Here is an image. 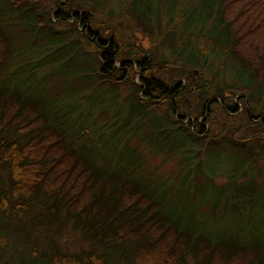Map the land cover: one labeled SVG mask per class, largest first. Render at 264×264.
Masks as SVG:
<instances>
[{
    "label": "trees",
    "instance_id": "trees-1",
    "mask_svg": "<svg viewBox=\"0 0 264 264\" xmlns=\"http://www.w3.org/2000/svg\"><path fill=\"white\" fill-rule=\"evenodd\" d=\"M154 22L187 36L180 51ZM65 34L91 53L92 80L130 84L140 113L164 110L155 136L122 133L116 115L96 128L36 81ZM263 100L264 0H0V264H264V176L247 172L264 159ZM238 101L247 122L234 125ZM212 105L224 119L205 129ZM168 128L188 140L172 167L155 161L173 151ZM216 147L237 166L217 174ZM67 231L85 246L62 247Z\"/></svg>",
    "mask_w": 264,
    "mask_h": 264
},
{
    "label": "rangeland",
    "instance_id": "rangeland-1",
    "mask_svg": "<svg viewBox=\"0 0 264 264\" xmlns=\"http://www.w3.org/2000/svg\"><path fill=\"white\" fill-rule=\"evenodd\" d=\"M127 1L129 2V0ZM114 3L113 1H110L111 5ZM118 5L119 4L117 3V10ZM184 6L185 5L181 3H176L175 9L177 10L178 8H183ZM103 14L107 16L106 13ZM100 15L101 14H98V16ZM153 25L159 29V33L158 31L154 32L157 36H159V40L162 42H169L171 46L177 51L182 49L181 46L186 41L187 36L182 38L176 34L170 36L166 32L161 33L160 27H157L159 25H157L156 22H154ZM21 29L22 31L20 36L22 41L27 42L31 47L30 43L34 41L33 39L35 37V33L26 32L23 29V25L21 26ZM181 29V24H179V31ZM137 38L139 39L140 43L145 45V47H151L149 46L148 38L144 35H137ZM190 41L193 42L194 46L199 44L197 37L190 38ZM53 42L55 44H59V50L56 49L58 51L57 56H54L58 58V61L55 62L54 65L48 66L46 68L45 72H43L46 73L45 79L43 81H41L40 78L38 80L36 79V81L44 82V84L49 88L50 92L54 94L67 96L69 102L78 105V108H85L86 111L95 113V119L97 120L95 121L96 128L101 126L98 123V119H100V122H108L107 126H110L114 122L113 116L116 115L115 120L117 121V124L114 128L121 126L120 130H122V133L128 128H132L133 131L137 133V136H147L150 134L155 136V131L160 129L161 124L164 123V118L158 117L159 115L163 114L164 110L155 112L151 110H144V112L140 113L138 111L139 108L134 102V99L131 97L132 87L130 84L116 85L110 83L109 81L98 80L97 82L92 80L91 73L88 71V58L91 56V53L87 51L84 45H74L69 34H65V37L62 38L54 36ZM201 42L203 43V41ZM213 42L209 40L203 43L204 47H208L207 51L211 48ZM31 48L27 49V56L35 55V52L33 53ZM205 57H207V55L204 56L197 54L195 56V58H198L199 60H202ZM228 63H230V61H228L227 64ZM233 69H235V67L232 64L222 67V70H224V79L227 83L231 81L232 74L234 72ZM221 77L223 78V75L220 74L219 78ZM242 94L244 98L245 93L242 92ZM83 97L86 99H83ZM245 105V101L237 102L238 111L232 113L231 115V118L234 120V125L238 124L239 121L244 122L245 120L244 123L247 122L246 119L243 118ZM261 105L264 107V100L262 101ZM218 110L219 109L216 105H212L208 121H204V117L199 118V121L204 123L205 129H209L210 127L213 128L212 125L215 122L221 123V119H224ZM216 113H218L217 119ZM83 119H87V116H83ZM166 128L167 126L161 127L163 130ZM98 131L108 132V130L105 129H98ZM163 137H166L165 144L170 147V149H173V151H169L166 154L158 156L155 161L166 160V167H172L176 164L179 156L181 155V152L176 149V146L183 141L187 145L188 140L181 133L169 128L167 129L166 133L162 135V138ZM105 142L107 145H110V143L113 142V139L106 137ZM133 143L134 140L130 142L131 145ZM214 150V152L209 151L207 154H205V157L207 160H209V162H211L210 164H212V166L217 169V174L227 172V169L237 166L238 159L236 158V154H234L231 149L225 147H216ZM203 170H206V168L204 167ZM247 170L248 173H255L256 175L259 173L261 175L260 177L262 178V176H264V159L252 161L247 165ZM61 245L62 247L69 250H74L80 246H85V243L79 239V236L76 233L67 231L61 239Z\"/></svg>",
    "mask_w": 264,
    "mask_h": 264
},
{
    "label": "water",
    "instance_id": "water-1",
    "mask_svg": "<svg viewBox=\"0 0 264 264\" xmlns=\"http://www.w3.org/2000/svg\"><path fill=\"white\" fill-rule=\"evenodd\" d=\"M196 73H197V70H196V69H194V70H193V74H196Z\"/></svg>",
    "mask_w": 264,
    "mask_h": 264
}]
</instances>
